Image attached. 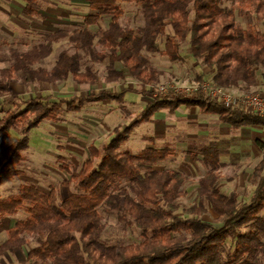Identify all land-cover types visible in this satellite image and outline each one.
I'll return each mask as SVG.
<instances>
[{"label": "trees", "instance_id": "16d2710c", "mask_svg": "<svg viewBox=\"0 0 264 264\" xmlns=\"http://www.w3.org/2000/svg\"><path fill=\"white\" fill-rule=\"evenodd\" d=\"M26 15H36L37 0H20ZM120 3L139 8L144 25L137 30L122 27ZM223 0H89L90 14L81 29H59L44 35L42 44L25 53L10 51L8 69L0 70V98H10L12 110L0 119V141L15 132L19 138L4 152L0 162V188L23 177L19 168L30 151V135L44 123H59L63 111L80 113L85 105L122 104L128 94L148 97L147 90L160 83L162 76L144 55L159 53V41L166 38V56L172 63L181 61V49L189 43L193 58L212 74L211 84L226 90L246 85L258 86L257 69H264V2L246 0L237 9L247 22L237 23L236 9L226 10ZM105 17H112L106 30L93 32ZM171 28L172 35L167 34ZM67 42L75 51H64L52 70L40 65ZM106 66V84L119 83L126 71L138 80L141 90L104 91L72 100L54 101L50 97L23 101L11 85L20 81L33 84H59L71 76L77 85L95 86L96 65ZM122 65L123 71L117 69ZM202 80V79H200ZM182 107L199 109L202 115L217 117L234 130L263 127L264 120L240 109L229 108L204 94L179 95L169 91L157 95L144 109L140 120L116 129L113 139L101 149L90 147V158L78 176H73L66 161L60 169L71 175L76 192L60 202L59 192L40 191L24 186L20 193L0 199V218L15 217L25 210L28 218L7 232L0 245V264L10 254H20L32 239L36 247L27 257L28 264H264V163L257 167L256 190L248 203L236 195L221 193L223 152L215 144L188 154L200 161L205 176L200 181L201 202L179 216V201L186 198L188 178L181 171L156 170L174 156L170 147L149 149L138 155L122 154L135 129L149 123L155 115L176 114ZM96 162H98L96 164ZM69 187L71 183L66 182ZM208 204L221 226L201 219ZM116 216L124 228L141 232L143 242L135 245H108L101 242L106 230L103 214Z\"/></svg>", "mask_w": 264, "mask_h": 264}, {"label": "rangeland", "instance_id": "374dc122", "mask_svg": "<svg viewBox=\"0 0 264 264\" xmlns=\"http://www.w3.org/2000/svg\"><path fill=\"white\" fill-rule=\"evenodd\" d=\"M246 0H223L222 7L226 10L236 9L237 23L246 28L247 22L240 16L237 9L241 2ZM264 2V0H262ZM27 5L20 0H0V70L10 67L9 54L12 50L21 53L43 43L44 35L48 32L64 30H79L84 26L85 18L91 13L89 0H37L36 15H26L24 8ZM124 17L120 24L133 30L143 27V18L139 8L134 4L120 3ZM112 17H105L93 32L106 30L111 24ZM252 24L258 31L264 32L262 23L256 19ZM167 34L172 35L171 28ZM166 38L158 43L159 53L144 55L151 64L161 72L160 83L147 90L154 95L142 97L128 94L122 104L99 103L85 105L80 113L63 111L59 123H44L30 135V151L25 162L19 168L23 177L11 184L0 188V199L17 195L26 185H35L44 192L52 189L59 192L60 202L68 197L69 191L76 192V183L72 182L71 175L61 171L60 161H66L73 176H78L84 163L90 158V147L101 149L108 145L114 137L116 129H124L140 120L141 114L147 105L151 104L157 95H166L169 91L176 94H187L188 90L196 88L204 82H212V74L204 65L195 60L191 54L189 43L181 49V61L172 63L166 56ZM69 51L74 54L72 46L67 42L54 47L53 54L46 59L40 67L52 70L59 55ZM123 71L122 65L116 66ZM94 69L98 76V84L77 85L71 76L67 81L59 84H33L28 87L20 85L16 80L12 85L13 93L23 101L50 97L54 101L72 100L73 98L87 97L92 94H101L104 91L122 92L127 89L141 90L142 84L124 71L126 78L119 83L106 84V66L96 65ZM258 86L247 90L246 85L230 89L237 95H264V69H257ZM202 79V80H200ZM10 98H0V119L12 110L8 103ZM19 136L12 132L8 138L0 141V162L8 146L17 141ZM215 144L223 152L221 162L224 167L221 171L222 181L219 189L226 196L236 195L239 202L248 203L253 196L258 178L257 167L264 163V128L248 127L234 130L219 121L217 117H208L201 114L199 109H186L182 107L176 114L163 111L155 115L149 123H142L134 130L122 154L138 155L149 149L170 147L174 156L161 164L156 170L181 171L188 178L185 186L186 198L179 201V216L188 218L186 210L198 206L201 202L199 186L205 171L200 161H195L188 154L203 146ZM98 162H96L97 164ZM264 176V171H263ZM71 186L66 187L64 183ZM207 213L201 217L216 227L221 221L214 214L208 204H205ZM106 230L101 242L108 245H135L141 244V232L134 227L124 228L116 216L103 214ZM25 210L15 217L0 218V245L7 239V232L17 222L26 220ZM31 240L29 246L24 247L20 254H10L2 264H28L27 257L32 248L36 247Z\"/></svg>", "mask_w": 264, "mask_h": 264}, {"label": "built area", "instance_id": "2783aa9c", "mask_svg": "<svg viewBox=\"0 0 264 264\" xmlns=\"http://www.w3.org/2000/svg\"><path fill=\"white\" fill-rule=\"evenodd\" d=\"M188 91L187 95L191 96L196 93H201L225 107L240 109L247 113L257 115L264 120V95L262 94L255 93L237 96L229 90L214 86L208 82H204L200 86Z\"/></svg>", "mask_w": 264, "mask_h": 264}]
</instances>
